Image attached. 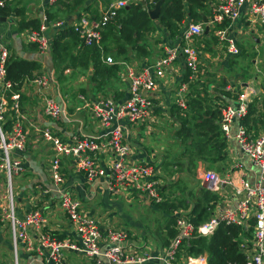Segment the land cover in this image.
<instances>
[{"label": "built area", "instance_id": "2783aa9c", "mask_svg": "<svg viewBox=\"0 0 264 264\" xmlns=\"http://www.w3.org/2000/svg\"><path fill=\"white\" fill-rule=\"evenodd\" d=\"M56 1L50 0V3ZM138 2L140 1H99L93 10L83 12L74 21L49 19L48 15L43 13L40 27L27 29L20 38L27 45H36L38 53L45 55L51 52L53 34L71 28L85 46H100L106 27L116 21L123 9ZM243 10L247 20L264 27V0H221L213 7L211 23L240 20ZM204 33L203 22L188 21L179 37V44L166 49L164 56L152 67L141 71L136 70L127 61L115 59L113 55L104 56L107 65L120 67L121 79L128 84V98L122 103H116L110 98L90 103L85 96H79L92 119L106 131L104 135L75 136L65 141L49 126H38L42 140L52 151V157L47 164L54 187L52 192L59 196L60 210L75 233L74 238L59 239L44 232L49 220L44 209L32 210L23 219L17 215L13 184L14 178L23 175L26 170L23 154L28 147L29 131L27 118L22 110V90L16 92L14 83L7 78V63L12 54L0 30V172L4 173L5 185L8 188L7 197L9 195L11 200L5 219L12 230L16 251L15 264H20L19 243L24 244L26 252L46 253L45 264H62L68 251L92 259L95 264H103L105 260L108 264H147L155 260L163 264H208L207 254L187 255L184 260L178 257L183 253L181 248L186 240L193 237H211L221 224L236 225L246 230L253 227L252 239L249 242L243 241L241 248L246 254V264H264V129L261 130L263 132L256 133L241 123L252 103L250 98L254 95V91L248 87L246 91L236 95V106L221 107L220 126L227 140L234 139L239 147L240 156L236 168H243L241 159H248L251 165L260 171L259 179L251 183L246 179L223 177L215 171L199 172L198 176L204 187L212 193H222L225 187H230L231 198L233 197L236 205L232 208H220L208 221L199 225H195L181 212L177 213V233L170 239L169 245L162 250L161 255L152 251L149 246L133 244L129 231L124 228H102L98 219L86 213L81 201L64 187V165L68 162L88 181L98 177L105 179L107 191L111 195H131L137 191L155 204L163 201L162 186L156 179L155 168L147 162L131 158L132 148L126 140V129L128 125H138L152 114L154 98L159 89L157 80L163 79L176 62L184 60L186 69L191 73L189 83L197 79L203 61L195 40ZM216 36L226 45L228 55L240 54L236 39L229 37L226 31L219 30ZM64 73H71V69H66ZM27 81H32L35 85L45 116L58 120L63 114V109L54 96L58 86L54 73L37 71L31 78H27ZM189 93V84L185 82L175 95V106L187 111ZM8 121L11 122L10 130L5 128ZM122 121H127L128 125L118 124ZM236 121L240 122L236 133L233 134L232 127ZM100 157L108 158L104 167L100 164ZM43 192L51 193L45 190ZM251 221L255 222L253 226ZM31 228L35 229L37 242L29 237L28 231Z\"/></svg>", "mask_w": 264, "mask_h": 264}, {"label": "crops", "instance_id": "0c3cea01", "mask_svg": "<svg viewBox=\"0 0 264 264\" xmlns=\"http://www.w3.org/2000/svg\"><path fill=\"white\" fill-rule=\"evenodd\" d=\"M31 1L33 2L34 6H39L45 2H50V0ZM139 1L142 2L141 0ZM220 1L221 0H208L206 13H201L207 18L208 24L204 23L203 18L195 21L203 22L204 28L206 29V27H208L209 34L213 36L212 39L211 36L204 33L206 42L203 43L201 41V37L195 40V45L202 54L201 56L203 66L206 65V59L203 54H205L206 57H209V54L207 53L210 51L214 52V50L216 51L215 48L218 49V47H220V50H222V45L216 36L217 31L219 30L226 31L229 37L236 39L237 45L238 42H240V38L247 34L244 32V28L251 31L254 36H258V41H261L262 38H264V35L259 34L256 30L255 25L257 24L247 20V17L244 15V10L243 16L240 20L235 22L225 20L227 23L224 21L220 24H212L210 19L213 16V7L217 6ZM26 2L27 1H25V3ZM32 2H30L31 6ZM22 5L23 4H18V8L23 7ZM31 6L29 7L31 8ZM80 14L81 12L71 16L70 21H74ZM15 17V15L10 16L7 18L6 22H2L0 20V30L4 35V38L7 40V43L11 44V46H9L11 49V54L21 58L36 59L41 64L40 69L37 71H51L54 73L58 85L54 96L63 109V114L58 120H52L46 117L39 104V98L36 93L35 85L32 83V81H26L22 89V95L24 96V98H22V110L27 118V129L29 131L27 151L23 154V163L27 173L16 177L18 180L16 183V202L18 207L17 215L20 219H23L25 218L26 214L32 210L44 209L45 213L49 216L48 224L44 227L45 233H48L51 236L59 239L70 237L74 238L75 233L71 227V224L66 219L65 214L60 210V204L58 200L59 196L57 193L52 192L54 189L53 182L49 172L47 171V164L48 160L52 157V151H50L49 146L46 145L42 140L38 132V126H49L65 141H69L75 136L104 135L106 131L99 127L98 123L92 119V116L84 107V102L79 98V96H86V99L90 103L96 102L99 99L105 97L113 99V101L116 103H122L128 98V84L123 78H119L120 67L118 72V83L120 86L119 90L118 84L116 83L115 86H113L114 84L112 81V84L110 87H108V92L106 94L101 92V90L97 88V83L90 79V76L93 73L92 69H90L87 74H78L75 76H73V72L71 70V73L69 74L63 73V79L60 78L58 74L59 72L55 69L56 67H53L50 52L45 55H41L38 53V50H32L28 48L30 46L24 45L21 41V36L15 34L16 31L14 33H10V28H8V25L10 22L12 24H16L17 21L15 20ZM35 17L36 16H31L30 19ZM187 21H194L189 13H187ZM177 44H179V38L172 39L162 29L158 28L147 36V56L144 55L141 56V58H138L136 56V52L130 51L127 55V60L126 58L123 60L133 65L136 70L141 71L146 67H152L160 57L164 56L166 49L177 46ZM207 47L210 49L208 50ZM190 74V71L186 69L183 59L176 62L172 68L167 71V74L163 79L157 80L159 89L154 98L155 106L152 114L147 119L135 126H129L127 121L118 123L122 125H128L126 129V140L132 148L131 158L135 161L147 162L152 165L155 168V172L157 174L156 179L159 181L162 187H167L170 184L174 185L175 183L173 184V182L176 180V177L168 175V172L170 173V171H167V168L169 169L170 167H167V164L173 160L174 155L172 152L177 153L179 151V148L176 146L174 140V134L177 131V128L176 131L170 133L167 131V125L168 123L171 124L173 122L176 124V126L179 125L177 118H175V116L172 114L174 105L173 103L175 101V95L177 91L185 82L189 84V92L196 93V90L201 91L206 89L208 92L214 94V97L218 96L220 98L219 101L221 104L228 106H236V95L246 91V88L248 87L254 91V95L250 98L251 102L257 103L259 112L264 111V89L261 85V78H253V80L241 79V77L235 75L232 76L228 81L224 80V83L220 85L221 88H218L216 85L209 86L204 79H200L198 80V83L204 86L203 89L202 86L198 85L196 87L190 86ZM200 74L203 75L204 73L202 74L201 72ZM89 79L90 81H88ZM222 85H224V87H222ZM81 87H84L82 90L83 94L77 93L76 95L74 92L78 91ZM116 90H118L119 93H117ZM112 92H114V94ZM239 122L240 121H236L232 127L233 134L236 133ZM259 130L261 131L263 128H260ZM169 136L172 140L170 144L167 142V138ZM228 151V159L220 165V168H222L221 175L227 178H238V180L246 179L251 183L256 182L259 179L260 171L253 167L248 159H241L243 164L242 170L234 171L233 168H231L228 172L227 169L231 167V164L237 163L239 158L238 156H240L239 147L234 139L229 141ZM107 159L100 157L99 161L103 167L105 166V163L108 162ZM202 166L203 165L199 164L197 173L203 171ZM64 168L66 175L64 187L71 191L77 197V199L81 201L86 213L98 218L102 228L106 229V227H113L112 225H115L119 228H124L129 231L131 242L133 244L139 246L142 245V247L149 246L152 251L158 253V255H161L162 250L166 247L162 246V241L167 235L168 226H166L164 230L160 232L158 231V237L153 234L151 236L152 239L147 240V234L144 233H148L149 231L147 228L142 227V225L138 223L140 220L139 214L141 208L139 213H135L134 211L133 215L130 216L128 214L130 211H133L136 206V203H131L132 201H135V198H137L138 202L142 203V207L145 206V213L148 212L147 208L154 209V207L151 205L153 202L148 201L147 198L137 191H134L131 195H111L107 191L105 179L98 177L93 181H88L83 175L78 174L75 171L73 165L68 162H65ZM182 177L188 178V176L183 174ZM197 178L201 188L207 190L204 187L200 177L198 176ZM166 179L169 180L166 181ZM181 184L184 189L183 192L181 191L179 193H175L169 186V193L165 192V194H173L171 196L173 200L177 199L179 194L184 195V197H187V194L190 200L189 192L200 196L201 188L197 186L196 182L193 184H187V181H184ZM2 185L3 183H0V188H2ZM44 190L51 191V193L44 194ZM215 194H218L220 197L219 199L210 202L209 205L211 207H209V210L211 215L209 219L215 215L220 208H232L236 205L233 197L231 198L230 187H225L222 193ZM158 211H160L166 219H169L170 217L168 222L169 225L171 216L168 214L166 215L162 210ZM177 213H179V211L173 210L170 215H172V217H176ZM181 213L183 214L182 211ZM188 213L189 211L185 210V215H183L186 216ZM157 216L159 217L160 214ZM150 220H152V223L155 221V219L152 218ZM1 221L4 223L7 222L5 217L3 219L1 218ZM7 223L8 224L0 223V264H15L16 255L14 258L13 237L11 235V227L9 222ZM35 233V229L33 228L28 231L29 237H31L33 241L37 242V235ZM21 245L22 246L18 251L20 264H45L47 258L46 253L41 254L37 251L26 252L24 249V244L22 243ZM74 254L78 255L79 257H83L81 254L68 251L62 264H95L94 260L92 259L85 258L80 260L78 257H74ZM186 256L187 254L180 253L178 258L180 260H184ZM103 264H108V262L105 260ZM147 264L163 263L155 260L147 262Z\"/></svg>", "mask_w": 264, "mask_h": 264}, {"label": "trees", "instance_id": "16d2710c", "mask_svg": "<svg viewBox=\"0 0 264 264\" xmlns=\"http://www.w3.org/2000/svg\"><path fill=\"white\" fill-rule=\"evenodd\" d=\"M97 0H57L53 4H48L45 13L49 19L59 17H70L76 13L93 10L90 2ZM109 2L111 0H101ZM159 0H146L148 10L155 8ZM31 1H27L23 7L18 8L19 0H0V17L9 18L11 15L22 14L25 16L27 8L31 6ZM208 0H164L161 6L158 23L150 18L148 11L144 9L142 2L132 3L129 8L123 9L116 21L106 27L100 46H85L73 29H63L53 34V44L50 52L53 67L59 72V77L63 79L66 69H71L73 76L87 74L92 69L90 79L97 83V88L101 91L110 87L113 79H118L119 66L107 65L104 56L113 55L117 60L126 58L130 51L136 52V56L148 55L147 36L157 30L162 29L170 38H179L187 21V13L194 21L202 18L201 13H206ZM16 3V4H15ZM21 16V15H19ZM22 16V17H23ZM227 23V21H225ZM224 24V23H223ZM41 25V16L31 19H22L18 23V32L27 29H38ZM185 25V24H184ZM217 41V40H216ZM32 50H37L36 45H27ZM41 64L36 59H27L12 55L7 63L8 79L14 83V90L21 92L27 78L39 70ZM204 86L200 83H190L191 87ZM188 95V110L191 113L189 119H185L186 113H181L179 129L175 139L183 146V150L174 155L172 162L167 164L168 175L175 174L181 170L180 174H189L197 170L200 161L217 165L224 163L229 156L228 140L220 126L221 107L220 98L214 97L212 93L204 90H196ZM24 98L23 95H21ZM217 98V99H216ZM177 109H180L176 106ZM181 110V109H180ZM241 123L256 133L260 128L264 129V111L259 112L257 103L253 102L248 107L246 116L241 119ZM5 128L11 129V122L8 121ZM177 156V158H176ZM176 166V167H175ZM219 172L222 168L217 167ZM177 176V175H176ZM177 183L180 182L178 179ZM173 190V185L161 188V194L166 197L163 203H152L154 209L162 210L166 215L171 216V221L167 225V235L162 241V246H168L170 239L176 233V217L170 213L173 207L172 195H166L168 187ZM182 186V184H181ZM183 188L180 192H183ZM188 192V191H187ZM187 197L181 199L183 209L189 211L187 217L195 225H199L209 220L211 207L210 202L219 199V195L201 188L200 196L189 192L190 200ZM252 226L255 224L251 221ZM253 227L246 230L236 225L221 224L211 237H193L185 241L182 252L187 255L207 254L210 257L208 264H246V254L241 248L243 241L249 242L252 239Z\"/></svg>", "mask_w": 264, "mask_h": 264}, {"label": "rangeland", "instance_id": "374dc122", "mask_svg": "<svg viewBox=\"0 0 264 264\" xmlns=\"http://www.w3.org/2000/svg\"><path fill=\"white\" fill-rule=\"evenodd\" d=\"M25 1H31V0H20L19 5H21V4L24 5ZM99 1H101V0H97V1L90 2V4L92 3L93 4V8H94V5L97 2H99ZM141 1H143V0H141ZM150 1H152V0H150ZM48 4L50 5L51 3L50 2L49 3H46L45 2L44 4H41L39 6L38 5L34 6V4L32 2V6H31V8L30 7L27 8V11L25 12V16H23L22 14H19L21 16L15 15L16 16L15 17V20L17 22L15 20L14 21L16 22V24H12L11 22L9 23L8 28H10V33H14L16 31L15 34L16 35L18 34V36H21L24 31H21L20 33L18 32V29H19L18 23H20V21L22 19H24V18L30 19L31 16H36V17L37 16H41V14L45 13V11L47 9V6H49ZM83 12H85V11H83ZM83 12H81V14ZM0 18H2V17H0ZM58 19H60V20H69V19H71V16L68 17V18H66V17H59ZM187 23H188V21H186L184 24L186 25ZM184 24L182 25V28H183ZM255 28H256V30L258 31L259 34L264 35V27L263 26L255 25ZM243 30L247 34L244 37L240 38V42H238V46L240 48L241 54H239L238 56H230V55L226 54L225 53V51H226L225 46L226 45L219 40L220 44L222 45V50H220V47H218V49L215 48L216 51L214 50V52H211L210 51V52L207 53V54H209V57H206V55L203 54L204 57H205V59H206L205 60L206 61L205 62L206 65L201 68V72H202V74L203 73L204 74L203 75L199 74V76L197 77V79H195L194 83L197 82L200 79H204L205 82L209 86L216 85L218 88H221L220 85L222 83H224V80L225 81L226 80L228 81L232 76L237 75V76L241 77V79H250V80H253V78H255V79L256 78H261V80H262V84L261 85H262V88L264 89V38H262L261 41L260 40L258 41V36H254L252 34V32L249 31V30H247L246 28H244ZM205 34L202 35L203 37L201 36V41L203 43L206 42V39L204 37ZM206 35L211 36L212 39H213V36L212 35H210V34H206ZM5 41L7 42L6 39H5ZM23 44L24 45H27L25 43H23ZM8 45L11 46V44H9V43H8ZM209 49L210 48H208V50ZM257 63H258V65H257ZM224 64H226V65H224ZM119 78H121L120 75H119ZM88 81H90V79ZM112 81H113V84H114L113 86H115L116 83L118 84V90H119L120 86H119V83H118L119 82L118 79H114ZM222 87H224V85H222ZM83 88L84 87H81L78 91H75L74 93H76V95H77V93L83 94V92H82ZM118 90H116L117 93H119ZM96 92H98V91H96ZM101 92H104L106 94L108 92V88H106L105 90H103ZM112 93L114 94V92H112ZM101 99H104V98H101ZM180 112L181 113H186L185 114L186 117H183L185 119H189V116H191V113H189L187 111H183V110L177 109L176 106H175V104H174L173 105L172 114L175 116V118H177V122L180 121V119H182ZM178 124L179 125L176 126V124L174 122L171 123V124L168 123V125H167V131L170 132V133H172V132L176 131V128H177V131H178L179 126H180V123L178 122ZM171 129H173V130H171ZM177 131L174 134V140H175L176 146L179 148V151L180 150L182 151L183 150V146L181 147L180 146V142L175 139V136H176ZM167 142H168V144H170L172 142L170 136L167 138ZM228 143H229V140H228ZM26 151H27V149H26ZM177 153L172 152L173 155H176ZM176 158H177V156H176ZM199 164L203 165L202 166L203 170H206V171L207 170L208 171H215V172H218L219 174H222L221 172H219L217 170V167H220V163L217 164V165H214V164H208V163H204V162L200 161ZM199 164H198V167H199ZM235 165H236V163L235 164H231V167H229L227 169L228 172H229V170L231 168L235 169L234 171H240V170H242V168H236ZM242 167H243V164H242ZM180 172H181V170H178L175 174H171L170 175V176L176 177V180L173 182V184L174 183L175 184L172 187V188L176 187V189H173V191L175 193H179L180 192V189L183 188L181 186V183H177V181H179L178 179H180V182L187 181V184H193V183L196 182L197 183V186L201 188V186H200V184L198 182V178H197L198 177L197 170H194L191 173V175H189V174L188 175L187 174H183V175L188 176V178L182 177V174L176 176ZM25 173H27V172L25 171ZM167 180H169V179H166V181ZM17 181L18 180L15 177L14 178V184H13L14 185V187H13L14 197H16V191H17L16 190V183H17ZM0 183H3L2 188H0V208L2 209V210H0L1 211V213H0L1 214V216H0V223H2V224H8L7 222L4 223V222L1 221V218L3 219L5 217L6 211H8V208H10V201H11L10 198H9V195L7 197V190H8V188L5 185L6 184V179L4 177V173H2V172H0ZM170 183H172V182H170ZM166 192L169 193V191H166ZM161 196L163 198V201L161 203H163L164 200L166 199L165 195L163 194V191H162ZM182 198H184V195H180L179 194V197L177 196V199H174L173 202L170 203V206L173 207V210L174 211H179V212L182 211L183 214L185 215V209H183V205L181 204V199ZM134 200L135 201H132L131 203H136V206L133 209V211H130L128 214L131 216V215L134 214V211H135V213H139V210L141 208L140 214H139V219L140 220H139L138 223L140 225H142V227L147 228V230L149 231L148 233H144V234H147L146 235V239L147 240H151L152 239L151 236L153 234L156 237H158L159 236L158 231L160 232V231H162V230L165 229V227L168 225V222L170 220V217H169V219H166L165 216L160 211H158L156 209H153V208H151V209L147 208V211L148 212L145 213L144 212V211H146L145 210V206L142 207L143 206L142 203L138 202L137 201V198H135ZM158 214H160L159 217L157 216ZM151 218L152 219H155V221L153 223H152V220H150ZM112 226L117 227L115 225H112ZM11 235H12V230H11ZM21 244L22 243H19L18 250H20V248L22 246ZM13 246H14L13 247L14 258H15V254H16L15 252L16 251H15V245H14V243H13ZM67 253H66V255H67ZM74 257H78L80 260L86 258L85 256L79 257L76 254H74Z\"/></svg>", "mask_w": 264, "mask_h": 264}, {"label": "water", "instance_id": "95a60500", "mask_svg": "<svg viewBox=\"0 0 264 264\" xmlns=\"http://www.w3.org/2000/svg\"><path fill=\"white\" fill-rule=\"evenodd\" d=\"M163 1H164V0H159V1L157 2V4L155 5V8L152 9V10H148V8H147V6H146V1H142V5L144 6V9H145L146 11H148V13H149V15H150V18H151L153 21H155L156 23H158V19H159V16H160V11H161V6H162ZM202 18H203L204 23H205V24H208L207 18H206L204 15H202ZM0 20H1L2 22H6V21H7V18L2 17V18H0ZM205 33H206V34H209V28H208V27H206V29H205ZM207 261H208V262L210 261V257H208V260H207Z\"/></svg>", "mask_w": 264, "mask_h": 264}]
</instances>
